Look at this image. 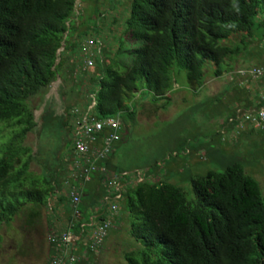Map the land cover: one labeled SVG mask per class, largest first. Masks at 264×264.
I'll list each match as a JSON object with an SVG mask.
<instances>
[{
    "label": "trees",
    "instance_id": "obj_1",
    "mask_svg": "<svg viewBox=\"0 0 264 264\" xmlns=\"http://www.w3.org/2000/svg\"><path fill=\"white\" fill-rule=\"evenodd\" d=\"M127 1L120 23L123 35L114 44L116 54L104 59L100 47L92 57L90 69L95 74L79 71L78 90L89 86L95 101L92 112L98 119L125 114L133 120L132 91L145 93L153 102L163 99L167 105L181 71L190 88H200L208 67L213 77L231 71L236 56L247 49L244 38L250 40L264 28V0ZM74 7L75 0H0V226L8 225L23 208L29 225L38 220L41 207L52 214L51 227L60 220L51 199L54 190L62 188L72 155L69 132L62 165L57 164L63 174L56 169L30 172L34 155L23 140L36 125L29 99L49 86L65 58L56 61L57 50L62 48L61 55H66L71 49L76 57L87 35V29L80 32L78 27L90 24L95 32L105 20L103 13H96L77 27L75 18H81L75 16ZM232 35L240 38L229 44ZM125 44L131 58L120 75L116 55ZM75 57L71 62L79 63ZM263 82L256 84L261 87ZM239 91L246 94L245 108L251 104L249 88L241 86ZM54 118L44 113L41 130ZM62 125L69 131L66 115ZM107 160L108 169L121 173ZM93 182L92 191L86 193L96 195L86 199L89 211L103 193L102 177L94 175L88 186ZM190 186L192 198L186 199L181 189L163 180L125 183L114 223L125 215L127 234L137 245L123 253L125 264H264V193L239 160L228 161L221 172L191 178ZM55 201L64 204L66 199L58 195ZM64 215L69 220L67 212ZM52 253L49 246L48 256Z\"/></svg>",
    "mask_w": 264,
    "mask_h": 264
},
{
    "label": "rangeland",
    "instance_id": "obj_2",
    "mask_svg": "<svg viewBox=\"0 0 264 264\" xmlns=\"http://www.w3.org/2000/svg\"><path fill=\"white\" fill-rule=\"evenodd\" d=\"M127 2L117 0V4H110L109 0H75L74 14H79L81 18L76 19L74 16L77 27L80 20L84 22L96 13H103L105 16L95 32L88 23L78 27L80 32L87 29L82 42L99 41L98 38L101 40L104 59L111 53L116 54L117 46L114 44L116 38L123 35L120 33V23L125 16ZM89 34L97 35V38H92L93 35ZM254 34L250 40L244 38L247 49L236 56L232 70H222L219 76L213 77L208 67L200 88H190L185 79V71L179 72L176 77L177 86L168 95L167 105L163 99L153 102L145 93V96H141L138 91H132L131 102L135 109L133 120L125 114L115 116L122 130L111 155L112 169L127 176L138 171L147 175L152 182L166 181L181 189L186 199H191V178L203 176L207 171L221 172L228 161L237 158L245 174L258 183L263 194L264 136L257 132L234 137L231 134L222 137L220 134V130L226 129V126L223 128L224 123L231 117L233 109L246 106L247 102L246 94L243 96L239 91L241 86L233 72L252 66H264V28ZM239 38V35H232L227 43L238 42ZM126 48L127 45L122 53L116 55L121 62L116 68L120 75L130 64L131 56L126 54ZM61 52L62 48H59L56 61L65 58L60 61L56 78L39 95L29 99L36 125L26 135L23 144L34 155L28 170L36 175L43 169H56L58 174L64 173L62 166L57 169V164L60 162L62 165L63 153L67 150L65 141L69 131L66 125H62L65 113L72 105L85 101L84 96L90 91L88 85H84L85 90L82 92L78 90L80 69L78 62L70 60L75 57L74 53L71 49L66 55H61ZM77 57L78 55L75 58ZM88 72L95 74L91 69ZM246 85L250 96L255 92L253 85L259 87L255 83ZM232 104L235 107L233 109ZM44 113L55 118L52 119L51 126L45 125L41 130ZM54 199H51V206L66 213L64 204H56ZM54 211L56 213L55 209ZM26 214L27 210L23 208L8 225L0 226V264H47V236L51 227L48 223L52 214L49 209L41 207L38 220L30 225L26 223ZM64 216L61 214V219ZM119 217L100 252L94 255L93 264H125L123 253L137 246L127 234L128 222L125 215Z\"/></svg>",
    "mask_w": 264,
    "mask_h": 264
},
{
    "label": "built area",
    "instance_id": "obj_3",
    "mask_svg": "<svg viewBox=\"0 0 264 264\" xmlns=\"http://www.w3.org/2000/svg\"><path fill=\"white\" fill-rule=\"evenodd\" d=\"M100 47V41L82 42L81 51L78 54V69L81 72L92 68V57L98 53ZM233 74L237 76L239 86L247 87L248 83L263 82L264 66L236 70ZM252 88L255 92L249 95L251 104L245 108L235 109L234 115L227 120L226 129L220 130L222 137L229 134L234 137L240 132L249 130L264 134V84L261 87ZM84 97L85 101L72 105L65 114L69 126L72 155L68 159L62 188L60 191L55 189L52 198L58 195L65 197L64 206L69 220L64 219L65 217L61 219L62 211L54 208L60 220L49 229L47 236L48 245L53 247L48 264L78 262L83 257L82 254L80 256L75 254L76 243H80L85 252L97 254L109 230L115 224L125 183H139L148 179L138 171L127 176L125 173H116L105 167L104 162L111 155L114 144L120 139L122 128L116 117L96 118L92 112L95 104L93 95L87 94ZM94 175L102 177L103 195L87 213L83 210L82 199L87 193L85 186L90 184ZM75 226L77 230L74 229Z\"/></svg>",
    "mask_w": 264,
    "mask_h": 264
},
{
    "label": "crops",
    "instance_id": "obj_4",
    "mask_svg": "<svg viewBox=\"0 0 264 264\" xmlns=\"http://www.w3.org/2000/svg\"><path fill=\"white\" fill-rule=\"evenodd\" d=\"M114 149V148H113ZM112 153H113V151H112ZM112 153H111V155H112ZM111 155L109 156V158H108V160H107V165H109L110 167H113V163H112V160H111ZM105 167H106V165H105ZM107 168V167H106ZM108 169V168H107ZM108 170H110V171H112L111 169H108ZM94 184H95V182H93L91 185H86L85 186V190L88 192V191H92V186H94ZM89 194V193H88ZM102 195H103V193H102ZM101 196V195H100ZM90 198V197H92V198H95L96 197V195L95 194H93L92 193V195H86V196H84V198L82 199V206H83V208L85 207H87V210L85 209V211H88L89 212V206H91L90 204L91 203H89L88 204V202L86 203V199L87 198ZM98 197V196H97ZM56 200V198L54 199V201ZM56 204H57V202H56ZM53 206V205H52ZM87 212V213H88ZM61 214H62V212H61ZM106 240V239H105ZM48 250H49V245H48V249H47V253H48ZM74 252H75V254H77V255H79L80 256V254H82V257L83 258H80V260L78 261V262H76V263H73V264H93L94 263V255L95 254H91V253H89V252H85L84 251V248H83V246L80 244V243H76V245H75V249H74ZM100 252V251H99ZM98 252V253H99ZM97 253V254H98ZM83 254H84V256H83ZM47 264H48V262H47Z\"/></svg>",
    "mask_w": 264,
    "mask_h": 264
}]
</instances>
